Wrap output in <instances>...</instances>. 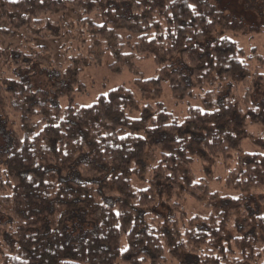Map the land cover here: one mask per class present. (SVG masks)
<instances>
[{
    "label": "trees",
    "instance_id": "16d2710c",
    "mask_svg": "<svg viewBox=\"0 0 264 264\" xmlns=\"http://www.w3.org/2000/svg\"><path fill=\"white\" fill-rule=\"evenodd\" d=\"M69 9L81 66L110 52L114 72L137 74L153 58L174 103H190L180 122L117 87L62 111L25 79L6 81L0 120L20 113L22 133L0 146V264H264V55L238 46L246 28L209 0H0V38L57 28ZM15 53V66L35 63ZM134 82L159 96V81ZM194 164L220 166L226 194L186 179Z\"/></svg>",
    "mask_w": 264,
    "mask_h": 264
},
{
    "label": "rangeland",
    "instance_id": "374dc122",
    "mask_svg": "<svg viewBox=\"0 0 264 264\" xmlns=\"http://www.w3.org/2000/svg\"><path fill=\"white\" fill-rule=\"evenodd\" d=\"M209 1L246 28L243 35H238L235 38L239 47L247 52L250 48H255L257 52L264 55V33L259 35L251 34L248 31L249 28H264V0ZM78 20V14L69 9L64 15L62 24L60 23L61 25L57 28L43 30L40 35L36 36L30 35L27 30L22 29L10 38H0V46L3 51V56L0 57V88L6 86V81L11 80L17 83L18 80L25 79L33 91L41 90L43 94L45 93V100L55 103L64 111L69 106H90L100 95L107 94L117 87H123L132 92L140 107L147 103H160L169 114L178 121H182L188 106L187 102L190 103V101H184L178 105L174 103L167 80L161 74V67L153 58L136 60L137 74L124 68L120 72H114L112 70L114 57L110 52H105L102 55L101 62L97 66H81L79 64L80 56L86 55L87 45L79 41L76 33L70 31V27L76 24ZM120 33L124 40L125 34L122 31ZM18 50L26 56L32 52L35 63L29 64L32 66H27V64L26 67L22 68L15 66L14 63L18 61L16 59H21L19 58L21 55L15 53ZM73 71L77 73L82 88L72 82L70 75ZM49 75H52L53 79L49 80ZM137 78L141 80L155 79L160 82V92L156 100H145L141 97V86H137L134 82ZM147 90L150 89L147 87ZM60 93L63 95L59 96ZM263 99L264 88L257 87L256 101L259 102ZM19 100L21 101L22 97H19ZM1 102L0 99V105ZM19 116L20 113L14 112L11 127L7 126L8 123L6 125L0 120V146L5 142L13 144L14 140L9 137L12 132L22 133L19 130L21 124ZM36 118L40 119L41 115H37ZM244 143V150L257 151L256 148L247 145V142ZM190 172L186 171V179H202L212 190L223 195L226 194V190L223 188L226 175L220 166L212 168L206 173L200 168V165L194 164L190 168ZM132 184L134 188L138 187V183L134 179ZM183 206L191 215H206L205 210L190 199L185 200ZM248 207L250 211L258 212L254 198H250Z\"/></svg>",
    "mask_w": 264,
    "mask_h": 264
}]
</instances>
